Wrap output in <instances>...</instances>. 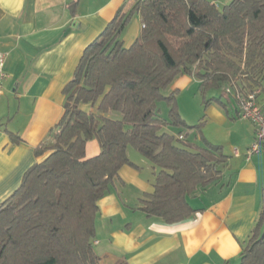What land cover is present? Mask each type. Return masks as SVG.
I'll use <instances>...</instances> for the list:
<instances>
[{"label": "trees", "instance_id": "trees-1", "mask_svg": "<svg viewBox=\"0 0 264 264\" xmlns=\"http://www.w3.org/2000/svg\"><path fill=\"white\" fill-rule=\"evenodd\" d=\"M124 7L83 49L63 87L62 116L50 140L34 148L40 159L0 203V264H100L93 247L98 201L123 165L138 167L129 148L154 168L140 210L168 224L184 220L194 212L187 196L217 180L226 155L202 136L193 143L187 133L178 138L181 130L168 131L201 133L204 120L188 125L176 91L165 89L188 74L198 80L203 107L216 101L224 108L235 100L232 92L264 89V0H231L222 9L211 0H133ZM134 13L143 26L124 46L121 34ZM91 139L100 152L87 158ZM260 213L239 264H264V206Z\"/></svg>", "mask_w": 264, "mask_h": 264}, {"label": "crops", "instance_id": "crops-1", "mask_svg": "<svg viewBox=\"0 0 264 264\" xmlns=\"http://www.w3.org/2000/svg\"><path fill=\"white\" fill-rule=\"evenodd\" d=\"M211 1L222 9L231 0ZM132 4L133 0H0V52L6 54L0 92V203L40 159L34 148L50 140L62 116L63 87L83 49L120 8L125 5L127 12ZM141 28L140 16L134 13L121 34L124 46ZM176 90L179 98L186 90L200 94L198 80L188 74L174 77L165 92ZM257 97L264 109V89ZM202 109L201 135L226 155L219 177L187 196L192 214L168 224L140 210V199L153 189L154 168L128 149V158L138 167L123 165L98 201L93 247L100 264H239L241 248L264 206V148L247 154L255 139L254 125L240 118L233 98L225 108L214 101ZM10 132L19 140L14 141ZM98 143L86 142L85 157L100 152Z\"/></svg>", "mask_w": 264, "mask_h": 264}, {"label": "built area", "instance_id": "built-area-1", "mask_svg": "<svg viewBox=\"0 0 264 264\" xmlns=\"http://www.w3.org/2000/svg\"><path fill=\"white\" fill-rule=\"evenodd\" d=\"M5 55V53L0 52V92L5 77L3 71ZM226 91H231V88L228 87ZM232 94L234 95L240 118L247 119L254 125L255 139L247 152L250 155L251 153L257 152L260 146L264 148V109L260 105L257 97L258 90L248 94H243L238 91L232 92ZM178 138L182 139L183 136L180 134Z\"/></svg>", "mask_w": 264, "mask_h": 264}, {"label": "rangeland", "instance_id": "rangeland-1", "mask_svg": "<svg viewBox=\"0 0 264 264\" xmlns=\"http://www.w3.org/2000/svg\"><path fill=\"white\" fill-rule=\"evenodd\" d=\"M217 94H218V91L214 90L212 92H209L207 94V97L214 96ZM179 95H180V92L176 90V101H177L178 109H179L181 116L185 119V121L188 124H193V123L198 124L199 122H201L200 120L203 119L202 115L204 113L202 109L203 105L201 106V108L199 106L201 101L203 100L201 97V94L196 93L194 95L192 94V90H186L185 93L182 94L183 95L182 97L179 98ZM233 106H234L233 101H231L230 104H228V108L230 111L233 110ZM160 107H161V112H160L161 116L166 117L167 109H168L167 105L162 101V103L160 104ZM116 115L118 116V113H116ZM203 124L201 127V133H199L198 130H196L195 128H190V127L188 128L186 126H183L182 128L169 127L168 131L172 133H177L178 130H181V132L187 133V138H189L188 139L189 141H193V139L196 138V140H198L197 141L198 143H202L203 140L200 137L202 136L201 134H202L203 126H204ZM129 149H132V148H129ZM132 151H134V149H132Z\"/></svg>", "mask_w": 264, "mask_h": 264}]
</instances>
